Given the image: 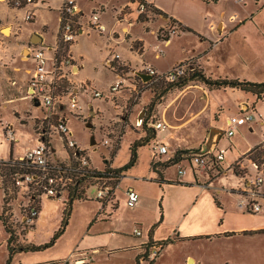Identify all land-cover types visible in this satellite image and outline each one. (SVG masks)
Instances as JSON below:
<instances>
[{
  "label": "crops",
  "instance_id": "obj_1",
  "mask_svg": "<svg viewBox=\"0 0 264 264\" xmlns=\"http://www.w3.org/2000/svg\"><path fill=\"white\" fill-rule=\"evenodd\" d=\"M143 1L166 17L147 10L143 13L146 14L144 19H140L136 4H131L130 0H76L82 11L80 22L83 31L67 50L74 64L67 77L68 83L74 87L89 85L99 91H106L116 80L121 79L123 82L116 99L112 102L105 101L106 103L100 99H92L78 89L79 101L83 107L82 119L85 117V110L86 115L92 113L91 108L94 110L95 115L88 128L96 131V134L99 135L96 127L102 122L108 125L105 128L108 134H115L113 122L120 119L118 116L124 109V98L128 96L126 91L135 88L132 73L143 64H149L159 72H166L179 61L188 60L211 79L264 82V0H181L184 3L182 8H175L165 0ZM61 2L62 0H38L35 6L24 8L0 0V111L9 109L18 123H21L22 115L31 112V107L40 108L39 104L37 106L31 103L28 97L33 64L28 57L27 48L35 35L41 38L38 46L49 49L57 44ZM97 7H103L100 14V21L104 26L102 33L85 26L89 14ZM28 9L34 10L31 22L24 21ZM172 21L176 22L173 25L178 24L188 30L174 29ZM170 25L173 29L168 39H159V31ZM217 92H222L229 98L231 107L219 100L221 95ZM169 96L160 106L159 120L156 121L162 122L165 128L156 130L154 138L146 146L137 149L135 165L117 183L110 186L111 200L99 203V216H104L102 221L106 225L94 230L90 226L80 230L67 247L60 251L57 247L68 235L71 225L69 218L64 233L52 247L40 252L15 253L9 264H182V259L184 264H216L205 262L199 256L184 251V247L192 243L208 244L264 232V210L255 214L247 213L238 206L237 194L230 193L241 184L233 170L211 177L213 172H198L186 159L200 151L210 133L216 137L217 132L211 131H221L223 126H219V123H223L226 130L228 118L241 116L246 106L253 109L257 117L264 118V100H257L250 93L230 88L188 89L173 97ZM142 116L143 112L139 111L130 124L124 125L116 153L111 157L107 151L108 157H103L107 163L102 164L100 169L94 168L90 159L92 169L114 170L127 164L130 153L121 162H117L116 155L125 138H128L129 151L136 140L146 135L134 125ZM29 118L34 120L33 115L28 116L27 123L23 125L28 124ZM70 118L80 121L67 115L66 124ZM5 125L13 131V124L0 120L2 130ZM260 130V121L238 127L231 140H226L222 145L227 149V163L242 157V164L246 166L249 157L256 156V153L249 151L257 145ZM114 139L117 140V137ZM155 142L167 146L166 156L156 159L152 149L153 153L149 157H139L140 150L150 146L153 148ZM18 143L14 136V140L10 141L8 157L0 156V161L18 158L35 144V138L21 149H18ZM75 143L83 148L77 141ZM58 158L67 160V157ZM171 158L172 162L166 165ZM153 162L157 164L156 167H152ZM180 166L185 169V174L178 176L176 170V174L172 175L170 169H178ZM221 175L233 177L231 188L226 189V185H223L228 179L220 183L218 179ZM6 185L10 188L9 183ZM121 187H124L121 196L124 198L125 208L135 214L147 211L154 205L156 209L153 218L150 217L147 221L135 220L128 227L126 220L118 216L120 206L117 192ZM130 188L139 195L138 203L133 208L126 205V193ZM41 198L30 197L32 201H36L38 213ZM28 200L25 187L5 194L0 189V217L11 234L15 228L14 217H18L21 224H30L23 214ZM37 217L38 214L33 224ZM35 226H28L21 238L23 245L38 246L47 243L26 240L27 234ZM134 229H138L141 235L136 236ZM8 237L0 219V264H8ZM167 239H172L171 243L161 246L160 253L153 262L144 261L150 246Z\"/></svg>",
  "mask_w": 264,
  "mask_h": 264
},
{
  "label": "built area",
  "instance_id": "obj_2",
  "mask_svg": "<svg viewBox=\"0 0 264 264\" xmlns=\"http://www.w3.org/2000/svg\"><path fill=\"white\" fill-rule=\"evenodd\" d=\"M6 1L15 7L24 8L35 6L38 2V0ZM130 3L136 4V11L139 15L148 10V4L140 0H130ZM102 12L103 7H97L89 14L85 25L87 29L98 33L104 31V26L100 21ZM81 17L82 11L76 0H62L57 44L49 49L34 44L27 48L28 57L33 64L28 97L31 103H39L40 108L45 111L41 117L34 116V120L39 121L37 129L34 130L35 144L14 160L0 161V189L3 193L12 192L22 187L26 188L29 200L23 214L27 223H32L38 214V205L36 201L30 199L31 196L38 198L43 196L54 197L64 192L65 189L73 187L74 182L79 180L82 173L94 170L90 167V158L86 149L75 143L66 124L67 115L76 119L83 118V107L79 101L78 89L82 93L90 95L92 99L109 102L115 100L117 93L122 89L123 82L121 79L116 80L106 91H99L89 85L74 87L68 83L67 77L71 74V68L74 67V64L68 56L67 50L70 45L76 42L80 32L83 31L80 22ZM33 18L34 10H26L24 21L31 22ZM192 66L188 60H182L166 72H159L149 64H143L140 69L132 73L131 77L137 79L142 85H146L152 80L174 82ZM138 74L149 75L151 78L142 80ZM141 119L139 117L135 121L136 127L141 126ZM257 121L261 122L259 140L249 153H259L261 159L249 157L246 166L242 164V157L232 163H227V149L219 146L221 136L223 135L227 141H230L236 134L238 127L245 123ZM152 127L156 131L164 129L165 125L162 122H156L152 124ZM3 131L9 141L14 140L12 128L5 125ZM55 137L61 143L67 160H60L58 158V154L61 155L60 149L51 145L50 138ZM105 144H109L108 140L104 141L102 146ZM152 149L156 159L168 154L167 146L159 142H155ZM54 156H57L58 160ZM187 159L198 172H213L211 177L220 175L226 170H233L241 183L240 186L230 191L239 197L238 206L251 214L264 210V118L257 117L253 109L246 106L245 112L241 116L229 117L227 129L221 133L216 146L211 151L194 153L189 155ZM6 167H9L10 170L6 171ZM177 174L183 176L185 169L181 166L178 167ZM6 183H9L10 188L7 187ZM95 187L97 188L96 200L101 203H107L111 200L110 185L106 181L95 183ZM126 194V205L133 208L138 203L139 195L131 188L127 190ZM133 233L136 236L141 235L138 229H134ZM160 250V244L150 246L144 261L153 262L158 257Z\"/></svg>",
  "mask_w": 264,
  "mask_h": 264
},
{
  "label": "rangeland",
  "instance_id": "obj_3",
  "mask_svg": "<svg viewBox=\"0 0 264 264\" xmlns=\"http://www.w3.org/2000/svg\"><path fill=\"white\" fill-rule=\"evenodd\" d=\"M165 1L171 3V5H173L175 8H182L184 5V3L181 0H165ZM145 15L146 14H143V17ZM173 26L174 29L180 30L177 25H173ZM173 26L170 25V27L167 29H161L160 34L164 35L168 33V31H171L173 29L172 28ZM5 33H7L6 30ZM195 67L197 68V66ZM132 83L135 85V88L133 89L131 88L130 91H126L128 96L127 98H124V109L118 116L120 119L114 120L113 122L114 123L113 127L116 129L115 134L112 133L108 134L105 131V128L108 126L106 125L105 122H102V124L97 125L96 127V130L98 128L97 133H99V135L96 134V131H93L92 129L85 127L86 124H89L91 126V118H93L95 115L94 110L92 108H91L92 113L90 115H86V110L84 111L85 112L84 119L79 118L80 121H77L73 118H70L67 122V126L72 133V138L75 141H77L79 145L83 146L84 149H86V153H88L94 168L100 169V167L104 162L107 163L103 159V157H108L109 154L112 157L116 153L118 149V143L120 141V137L124 132L123 131L124 125L130 124V121H133L134 117L136 118V115L139 111L143 112V117L147 118L148 124L151 121L156 122L159 120L158 116H159L160 106L163 105L168 100V98L170 97L169 95L173 97V95H176L188 89L189 90L196 88L208 89L199 82H190L187 83V85L184 86L183 88H179V89L172 88L171 90L165 92L164 84L142 85L137 79H133ZM217 94L221 95L219 100L223 102L225 106L231 107L232 103H230L229 98L225 96V94H223L222 92H217ZM101 102H105V101L101 100ZM30 109L32 113L27 112L26 113L27 116L22 115L20 121L21 123L17 122L15 115L9 109L0 111V120L14 125V129H13L14 136L19 141L17 146L18 149H21L24 145L34 140L35 138L34 130L37 129L39 125V121L33 120L31 118H29L31 122L28 121L27 125L26 124L23 125L24 123H27L26 117L32 115L33 116L37 115L41 117L45 111L42 108L34 109V107L33 108L31 107ZM219 126L221 127L223 126V129L220 130L224 132L225 127L223 123H219ZM139 129L140 131L142 130L140 127ZM146 129H148V131H152L151 126H146ZM115 137H117V140L114 139ZM92 138L94 142L93 144L90 143ZM107 140L109 144L108 145L105 144L104 146H102V143ZM50 141L52 146H55L57 149L61 150L62 156L60 155V153L58 154V156L65 159L66 158L65 151L61 146V143L58 141V139L56 137L50 138ZM225 141L226 139L222 135L219 141V146L222 147ZM127 144H128V138H125L120 149L118 150V154L116 155L117 162H121L124 159V157H129ZM9 146H10V141L5 137L3 130L0 126V156L8 157ZM107 151L109 152V154L106 153ZM150 153H153L152 147L151 146L145 147L142 150H140L139 157H149ZM257 155L258 154L256 153V156ZM54 158L58 160L57 156H54ZM257 159L259 160L261 158H257ZM139 162H140L139 165H141L142 161L140 160ZM176 170H177L176 167H172L170 169L171 174L175 175ZM225 179H228L226 183L221 182L224 181ZM218 180H220V183H223V185H226L225 187L226 189L231 188L232 184L234 183L233 177L231 175H228L227 177L225 175H221ZM110 186L112 187V185ZM96 190L97 188L95 187V185L88 186L87 189L84 190L85 198L73 204L71 217L69 221L71 225L68 235L61 243H59L57 250L60 251L64 250L67 247L69 241L76 234L80 233V230L86 229L88 226H90V229L94 230L99 226L106 225V223L102 221V219H104V216L101 215L99 216L100 202L96 200L95 197ZM122 192L124 193V187L119 188L117 192V197L119 196V206H120L118 216L120 218H123V220H126L125 223L128 227L132 226L135 220L139 221L145 219L147 221L148 218L150 217L151 219L153 218L154 210L156 209L154 205H151L150 208H148V210L150 209L151 212H148L147 210L133 214L130 209L125 208L124 198L121 196ZM66 199H67V195L65 192H62L60 196H54V197L43 196L41 198V208L39 210L37 220L34 222V224L33 223L29 224L30 226L32 225L33 226L36 225V226L35 229L31 230L27 234L26 236L27 241L35 240L37 242H45V241L48 242L52 238L53 233H55L59 228L60 221L62 219L63 209H64V202L66 201ZM102 203L104 204V202ZM157 206L158 204L156 205V207ZM13 220L15 223L14 224L15 228L12 229V234L15 238L13 241L14 245L16 244L19 246L21 245L23 246L24 243L22 242L21 238L24 237L25 231L27 230L29 225L21 224L18 217L17 218L14 217ZM9 227L11 228V226ZM184 249H185L184 251L190 252L195 256H199L205 262H210V263L215 262L216 264H264V232L260 231L250 234V236H246V237L241 236L228 240H219L208 244L192 243L186 245ZM169 255L170 254H168V256ZM183 262L184 261L182 259V264H184Z\"/></svg>",
  "mask_w": 264,
  "mask_h": 264
},
{
  "label": "trees",
  "instance_id": "obj_4",
  "mask_svg": "<svg viewBox=\"0 0 264 264\" xmlns=\"http://www.w3.org/2000/svg\"><path fill=\"white\" fill-rule=\"evenodd\" d=\"M144 2L143 0H140ZM145 3V2H144ZM148 10L151 11L155 15H160L162 17H166L161 11L158 9L154 8L153 6L147 5ZM140 19H144L143 15H140ZM172 25L175 24V21L171 22ZM180 31H186L188 30L186 27L178 25ZM161 30L158 33V37L161 40H167L169 36V32L161 35L160 34ZM61 52V51H60ZM63 53V52H62ZM190 82H199L203 84L206 88L209 90H219V89H225V88H230V89H236L239 90L243 93H250L254 95L257 100H264V82L262 83H253V82H248L244 80H237V79H211L209 77H206L200 70H198L195 66L189 67V69L186 71V73L178 78L174 82H167L164 80H152L148 84H164L165 92L171 90L172 88H183L184 86L187 85V83ZM155 122H149L146 117H143L141 119V126L140 128L142 129L143 132H145V136L140 138L139 140H136L132 146L129 148V153H130V158L127 164L124 166L114 169V170H108L107 168H104L101 170H92V171H86L82 173L79 177L78 181L74 182L73 187L67 188L64 190V192L67 194V199L64 202V209H63V214H62V220L60 223L59 228L57 231L53 234L52 238L45 244L43 245H14V239L13 236L9 230L8 227H6L5 221L3 218L0 217L2 220L6 232L9 234L8 240H7V245H8V264L10 263V260L12 259V256L15 253L18 252H40L44 251L54 245L56 240L64 233V230L68 224L71 212H72V206L74 202L83 200L85 198V191L88 186L95 185V183L106 181L110 185H114L115 183L118 182V180L121 178V176L124 175L129 169H131L136 161H137V149L146 146L155 136V130L151 126L152 131H148L146 129V126H150L154 124ZM259 156V157H258ZM261 155L258 154L257 156L253 157V159L261 158ZM179 158V157H177ZM188 157H186L187 159ZM11 158L9 159V161ZM176 161V160H175ZM174 161V162H175ZM171 159L168 162L169 164L171 163ZM105 163V162H104ZM103 163V164H104ZM166 163V165L168 164ZM157 164L153 162L152 167H156ZM6 171L10 170L9 167H6ZM112 183V184H111ZM101 203V202H100ZM172 239H167L161 243H159L161 246H164L168 243H171Z\"/></svg>",
  "mask_w": 264,
  "mask_h": 264
},
{
  "label": "water",
  "instance_id": "obj_5",
  "mask_svg": "<svg viewBox=\"0 0 264 264\" xmlns=\"http://www.w3.org/2000/svg\"><path fill=\"white\" fill-rule=\"evenodd\" d=\"M41 38L38 35H35L34 37H32L31 39V44L37 45L38 43H40ZM142 80H149L151 77L149 75H144V74H138ZM37 106L39 103H35ZM87 127H90V125H88ZM217 132L216 137H213L212 134L210 133L209 137L205 140L204 144L202 145V150L201 151H197L195 152L196 154L199 153H205L208 151H211L217 144L220 135H221V131H216V130H212L211 132ZM94 142L92 141L91 144H93Z\"/></svg>",
  "mask_w": 264,
  "mask_h": 264
},
{
  "label": "bare ground",
  "instance_id": "obj_6",
  "mask_svg": "<svg viewBox=\"0 0 264 264\" xmlns=\"http://www.w3.org/2000/svg\"><path fill=\"white\" fill-rule=\"evenodd\" d=\"M5 32V31H4Z\"/></svg>",
  "mask_w": 264,
  "mask_h": 264
}]
</instances>
